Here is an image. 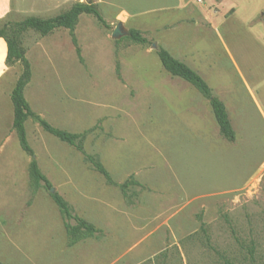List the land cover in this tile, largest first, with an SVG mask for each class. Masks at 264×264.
I'll list each match as a JSON object with an SVG mask.
<instances>
[{
    "label": "rangeland",
    "instance_id": "374dc122",
    "mask_svg": "<svg viewBox=\"0 0 264 264\" xmlns=\"http://www.w3.org/2000/svg\"><path fill=\"white\" fill-rule=\"evenodd\" d=\"M79 2L96 4L105 25L79 17L83 63L66 29L24 33V97L51 126L87 132L84 151L116 185L31 119L25 129L54 192L102 236L68 246L49 191L31 196L30 158L11 129L15 64L0 84V262L264 264V0H11L0 28ZM130 29L148 44L127 40ZM160 47L225 105L233 142L219 134L209 102L162 68ZM130 177L140 186L125 197Z\"/></svg>",
    "mask_w": 264,
    "mask_h": 264
},
{
    "label": "trees",
    "instance_id": "16d2710c",
    "mask_svg": "<svg viewBox=\"0 0 264 264\" xmlns=\"http://www.w3.org/2000/svg\"><path fill=\"white\" fill-rule=\"evenodd\" d=\"M81 15H91L100 25H105V21L96 4L79 2L73 4L70 9L55 17L46 19L28 17L20 22L6 23L0 28V38L5 41L7 48L5 59L6 66L12 67L15 64H20L22 67V71L10 92V102L13 112L11 129L18 140L21 150L30 158L28 164L29 190L31 196H34L39 189H46L49 191V196L57 207L63 221L68 246H73L86 239L100 238L102 236V231L76 216L72 212L69 204L57 192H50L52 186L41 172L34 158L33 150L27 141L25 122L28 119H31L44 132L73 147L83 155L85 161L104 178L107 184H116L113 182L110 174L104 168L102 163L96 157L88 155L84 151L83 143L87 132L77 134L57 129L31 110L24 97L25 87L31 80V69L30 63L25 56V49L22 46L21 37L28 31H33L41 37H44L51 34L56 29H66L75 48L76 56L79 62L83 63L81 51L74 34L75 27ZM125 38L135 44H148V40L135 29H130ZM156 56L158 57L162 68L169 75L188 83L209 102L219 134L224 140L233 142L235 140V133L230 123L226 107L219 99L212 96L209 86L201 76L183 62L173 58L167 50L161 47L157 49ZM116 69L118 71V65L116 66ZM134 186L140 185L136 180L130 177L120 185L123 195L127 197L125 190ZM0 264L3 263L0 262Z\"/></svg>",
    "mask_w": 264,
    "mask_h": 264
},
{
    "label": "crops",
    "instance_id": "0c3cea01",
    "mask_svg": "<svg viewBox=\"0 0 264 264\" xmlns=\"http://www.w3.org/2000/svg\"><path fill=\"white\" fill-rule=\"evenodd\" d=\"M10 4H11V0H0V20H2L7 14ZM6 53H7L6 43L2 38H0V84L5 78V74L8 69V67L5 64ZM2 148L3 145L0 146V151L3 150Z\"/></svg>",
    "mask_w": 264,
    "mask_h": 264
},
{
    "label": "water",
    "instance_id": "95a60500",
    "mask_svg": "<svg viewBox=\"0 0 264 264\" xmlns=\"http://www.w3.org/2000/svg\"><path fill=\"white\" fill-rule=\"evenodd\" d=\"M113 35H114V36H121V35H122V33H121L119 27H117V28L114 30V34H113ZM50 192H51V193L54 192V189L52 188V189L50 190Z\"/></svg>",
    "mask_w": 264,
    "mask_h": 264
}]
</instances>
